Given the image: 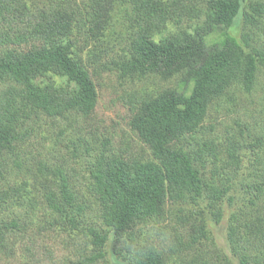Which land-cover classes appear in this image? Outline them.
Wrapping results in <instances>:
<instances>
[{
  "label": "trees",
  "instance_id": "trees-1",
  "mask_svg": "<svg viewBox=\"0 0 264 264\" xmlns=\"http://www.w3.org/2000/svg\"><path fill=\"white\" fill-rule=\"evenodd\" d=\"M184 7V0H0V264H60L46 240L52 231L83 237L81 255L92 263L113 233L117 245L132 241L129 264H168L159 245L135 238L138 226L161 218L169 204L205 202L222 220L232 186L218 164L239 169L240 145L231 142L225 160L222 144L203 136L204 123L233 87L251 92L259 83L264 0H208L202 21L169 30ZM118 23L127 43L114 69L181 79L152 101L155 133L139 116L131 125L151 150L148 159L117 151L112 138L94 133L99 62ZM219 29L230 33L211 40ZM73 118L79 139L67 148L88 161L86 188L77 186L70 164L50 163L45 150L22 156L37 125ZM243 227L229 228L231 264H264V249H251L264 239L263 223L258 217ZM199 232L206 234V224L195 229L193 243Z\"/></svg>",
  "mask_w": 264,
  "mask_h": 264
},
{
  "label": "rangeland",
  "instance_id": "rangeland-1",
  "mask_svg": "<svg viewBox=\"0 0 264 264\" xmlns=\"http://www.w3.org/2000/svg\"><path fill=\"white\" fill-rule=\"evenodd\" d=\"M28 1L40 6L45 2V0ZM184 1L187 12L181 18L172 20L169 27L171 31L203 19L200 17L202 10L204 11L208 5V0ZM120 23L115 24V28L108 31L104 58L99 62L101 67L97 80L100 98L94 118L96 123L94 133L101 140L104 136L112 138V145L117 151L128 156L148 159L151 157V150L134 132L131 125L139 116L140 124L155 133L157 124L150 112L152 101L159 92L168 86L177 85L181 79L168 80L160 75L140 77L139 74L127 73L116 67L114 69L112 62L123 56L127 43L124 39V24ZM218 33L211 37V40L230 32L219 29ZM236 35L239 36V33ZM57 80L66 82L62 79ZM78 121L79 119L73 118L70 121H58L53 125L46 122L37 125L34 128L36 140L31 143L28 150L21 151L23 158L29 155L31 149L45 150L46 159L50 163L57 164L64 160L70 164L73 180L77 186L81 187L82 184L85 186L88 161L84 157L78 159L67 148V145L72 146V141L79 139L73 126ZM204 124L203 136L222 144L220 149L225 160L229 144L235 142L238 147L240 145L241 167L236 170L227 160L218 164V174L223 179L229 178L228 182L232 186V190L224 200L223 217L220 222H216L205 202L181 206L169 204L161 218L142 223L134 230L138 241H150L159 245L165 252L168 264H231L234 251L229 244L230 225L244 229L243 226L253 222L254 219L258 222L259 217L264 226V72L260 76L258 85L251 92L236 85L231 89L230 95H225L220 101H216ZM89 139L92 140L93 137ZM92 142L96 143L97 140ZM51 150L54 151L55 156L52 155ZM204 224H206V234L199 232V241L193 243L192 235L195 229ZM60 233L61 231H52L46 236L48 243L54 247L60 264H129L130 256L126 251V245H130L132 241H123L122 244L117 245L116 238L111 233L103 250L104 256L96 257L95 262L92 263L91 258L81 255L85 252L83 237L70 233L60 235ZM252 243V252L264 249V239L262 241L254 239ZM87 255L91 257L94 253L90 249ZM15 262L17 263V258Z\"/></svg>",
  "mask_w": 264,
  "mask_h": 264
}]
</instances>
